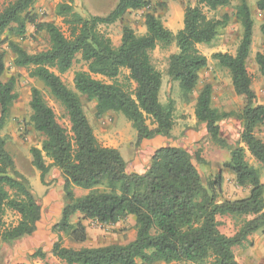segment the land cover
<instances>
[{
    "label": "trees",
    "instance_id": "16d2710c",
    "mask_svg": "<svg viewBox=\"0 0 264 264\" xmlns=\"http://www.w3.org/2000/svg\"><path fill=\"white\" fill-rule=\"evenodd\" d=\"M187 1L184 27L177 34L166 28L160 18L148 14L146 33L139 36L125 26L117 48L100 27L113 25L130 12L150 6V0H118L107 16L88 18L74 11L73 0H62L56 15L63 20L69 35L55 23L39 19L35 12L38 0H14L0 12V45L7 32L23 37L29 24L49 37L50 48L36 54H29L14 42L9 45L15 66L30 69V76L41 81L61 103L70 123V130L64 128L42 92L32 89L31 123L44 138L41 148L31 150L32 165L40 172L43 183L54 167L64 179L65 205L60 221L52 228L58 240L51 251L64 264H240L235 248L243 246L254 234H264V141L256 134L258 126L264 125V104L256 102L253 79L247 69L254 29L247 2L243 1L236 13L244 28L236 54L216 53L212 57L228 72L234 93L245 98L243 109L235 113L214 108L210 84L203 87L195 102L198 123L206 125L213 144L230 152L225 168L240 187L249 190L247 197L220 201L217 189L222 176L217 175L205 185L193 155L179 147L159 148L146 172L128 173L120 152L99 142L85 112L82 98L96 102L98 119L109 112L124 115L137 131L136 145L157 136H172L175 100L169 97L167 103L161 102L165 75L154 65L151 54L158 47H177L178 51L169 57L166 75L179 83L188 103L199 84L200 72L208 66V58L198 46L213 42L224 24L209 18L206 10L227 7L233 0ZM257 7L264 11V0H257ZM261 33L264 36V24ZM78 56L87 70L75 73L72 90L61 75L71 70ZM256 63L264 76V54L256 55ZM124 71L129 73L125 75ZM4 73V56L0 55V132L18 98L15 79L3 82ZM121 76L124 82L119 81ZM229 118H237L243 124L237 146L222 136L221 123ZM247 152L258 166L247 160ZM198 161H202L199 156ZM75 188L88 193L77 196ZM8 212L17 217L16 221L6 222ZM77 215L82 218L73 223ZM129 216L135 217L136 237L128 244L79 249L64 245L63 236L72 243L87 242L83 221L114 226ZM219 217L240 220L238 231L233 236L222 233ZM41 218L42 206L36 193L16 169L7 140L0 136V242L12 244L32 236ZM45 257L42 249L32 255Z\"/></svg>",
    "mask_w": 264,
    "mask_h": 264
},
{
    "label": "rangeland",
    "instance_id": "374dc122",
    "mask_svg": "<svg viewBox=\"0 0 264 264\" xmlns=\"http://www.w3.org/2000/svg\"><path fill=\"white\" fill-rule=\"evenodd\" d=\"M13 1L0 0V12ZM243 1L249 5L254 21L252 45L247 61V69L253 79L257 95L256 102L264 104V76L261 74L256 63V55L258 53L264 54V36L261 33V26L264 24V11L258 9L257 0H233L227 7L219 8L215 11L206 10L209 18L222 20L224 24L213 42L198 47L200 52L208 58V66L200 72L199 84L188 103L183 98L181 91L174 88V86L172 87L173 82L166 75L169 57L178 51L177 47L173 44L166 49L158 47L152 52L151 56L154 65L164 73V79L167 81L162 94V101L167 103L169 97L175 100L177 108L175 112H177L178 107H181L178 112L179 114L183 111L184 113L187 111L186 116L190 115V113L192 114L194 110L193 105H190L192 99H195L196 102L199 92L207 84L213 87L212 104L214 108L224 112L235 113H239L243 109L246 103L245 98L236 97L228 72L221 69L212 58L216 53L236 54L244 34V28L238 21L236 13ZM61 2L62 0H38L35 12L39 19L55 23L66 35H69L63 20L56 15V8ZM117 3L118 0H73L72 5L75 12L88 18L91 16H107L114 10ZM188 5L187 0H150V6L139 11L130 12L124 19L113 25H102L100 30L111 39L113 46L117 48L121 44V37L125 26L132 28L139 36L144 35L146 33V16L152 14L160 18L165 27L173 34H177L184 27V13ZM11 42L19 44L29 54H36L48 50L50 48V41L44 32H36L34 26L29 24L27 32L23 37H15L12 33L7 32L4 35V43L0 45V55L4 56L5 62V73L2 81L9 82L11 79H15V93L18 97L11 108L10 117L3 125L0 136L7 140V150L15 161L16 169L29 180L40 203L45 198L47 199L48 191L45 192L44 187L46 183L41 182L44 184H42L43 187L41 188L39 182L36 181L35 171L37 170L32 165L31 150L34 147L41 148L44 139L42 135L34 131L31 123L32 111L30 103L32 89L37 88L42 92L46 103L53 109L57 121L64 128L70 130V123L61 103L51 95L49 89L41 81L30 76V69L15 66V55L9 45ZM86 70V64L83 62L81 56H78L71 70L61 75V78L69 89L74 90L75 73ZM119 81L124 82V76H121ZM82 101L89 122L96 124L98 121L96 107L94 109L92 102H88L84 98H82ZM115 115H118L122 121L129 125L132 131L136 132L131 122L122 114H111L108 120L113 122ZM126 124L123 125V128L127 130L128 126ZM221 126L222 136L232 146H237L243 129L242 122L237 118H229L222 121ZM256 134L264 141V125L258 126ZM181 138L182 135L174 138L173 143H177ZM214 149L221 148L213 144L209 138L208 140L202 138L200 141L190 145L189 151L194 157L205 185L208 186L213 181L214 171H216V176L218 173L222 176L221 187L217 189V196L220 201H234L247 197L249 190L240 187L236 183L234 175L225 168L226 162L224 160L228 155L230 159V152L222 149L219 151V155H214ZM206 154L213 160H211L212 162L206 160ZM198 156L204 162L198 161ZM218 156L221 158L222 164L215 163L216 160L214 159ZM247 160L252 165L258 166L249 152H247ZM57 177L60 178L61 175L58 174ZM56 179L53 181L55 184L58 182ZM261 181L264 184V170L262 171ZM53 196L59 197L61 194L54 193ZM49 207L44 205V210L46 211ZM16 219L17 217L10 212L7 213L5 218L7 223L14 222ZM218 220L221 232L227 236H233L241 224L240 220L231 217H219ZM76 222L77 218H74L73 223ZM55 224L54 221L46 223L43 220L38 230L32 236L12 244L0 242V264H64L51 254L53 245L58 240V236L52 230ZM85 225L88 233L87 242L76 244L72 243L66 236H63L66 247L79 249L81 247L97 248L111 244H128L136 237V228L130 222L120 226H99L89 221ZM38 249H42L46 253L44 259L32 258V255ZM234 252L240 264H264V234H254L243 246L236 247Z\"/></svg>",
    "mask_w": 264,
    "mask_h": 264
},
{
    "label": "crops",
    "instance_id": "0c3cea01",
    "mask_svg": "<svg viewBox=\"0 0 264 264\" xmlns=\"http://www.w3.org/2000/svg\"><path fill=\"white\" fill-rule=\"evenodd\" d=\"M128 73H129L128 71H124L125 75ZM97 79L107 80L106 78L101 77V76H97ZM166 82L167 81L164 79L162 90L160 93V99L162 103H164L162 101V94L165 90ZM173 86L174 88L179 89V83L173 82L172 87ZM236 97H239V96L236 95ZM190 105H193L194 110H193V113L192 114L190 113V115L188 116H186L187 111L185 113L183 111L181 112V114L178 113L181 107H178L177 112H175V126L172 131L171 137L157 136L153 139L142 141L140 145H136L137 131L136 132L132 131L129 125L126 124L124 121H122L118 115H115V119L113 120V122H110L108 120L110 115L115 114V113H112V112L106 113L102 118L98 119L96 124H94L93 122H90V124L92 125L94 129L95 136L97 137V139L103 146L108 147V148L117 149L120 152V154L126 161V170L128 173L142 174L146 172L147 169L150 167L152 158L155 152L159 148L171 146V147L183 148L189 151L190 145L193 144L194 142L200 141L202 138H205V140H208V132H207L206 125L198 123V119L195 114V99H192V103ZM92 106L95 109L96 102H92ZM124 124L128 126L127 130L123 128ZM181 135H182V138L179 139L177 143H173L174 142L173 139L178 138V136H181ZM221 150L222 149H214L215 151L214 155H219L220 154L219 151ZM228 156L224 160V162L226 163L229 162L230 160ZM206 160L208 162L213 161L207 156V154H206ZM214 160L217 161V162L215 161L216 164L223 163V162L221 163L222 160L219 156L215 157ZM35 172H36V181L39 182V185L42 188L44 184L41 183L42 182L41 174L39 173V171H35ZM58 174L61 175L60 178L57 177ZM219 174L220 173H218V175ZM215 176H216V171H214V178ZM54 179L58 180L56 184L53 183ZM44 180L46 183L44 187L45 192L47 191L48 192L46 196L47 199L45 198L44 201L40 202L42 206V218H41V221L38 223V228H39L40 223L43 220L46 223L52 222V221H54L55 223L59 222L61 219L62 210L65 205L64 192H63L64 179L62 177L61 171L56 167L52 168L51 172L45 177ZM54 193L61 194V196L59 197L53 196ZM87 193L88 191L86 190H83L81 188H75V194L77 196H83ZM44 205L50 206V207L45 211ZM76 218L78 221L80 218H82V215H77ZM88 222L89 220L83 221L84 224ZM128 222L132 223V225L135 227V217L134 216H129L128 218L121 221L117 225L118 226L125 225Z\"/></svg>",
    "mask_w": 264,
    "mask_h": 264
}]
</instances>
